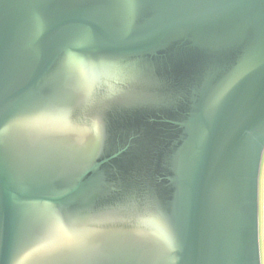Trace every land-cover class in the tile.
Here are the masks:
<instances>
[{"label":"water","instance_id":"obj_1","mask_svg":"<svg viewBox=\"0 0 264 264\" xmlns=\"http://www.w3.org/2000/svg\"><path fill=\"white\" fill-rule=\"evenodd\" d=\"M264 0H0V264H261Z\"/></svg>","mask_w":264,"mask_h":264},{"label":"rangeland","instance_id":"obj_2","mask_svg":"<svg viewBox=\"0 0 264 264\" xmlns=\"http://www.w3.org/2000/svg\"><path fill=\"white\" fill-rule=\"evenodd\" d=\"M259 217H258V241L261 264H264V152L259 173Z\"/></svg>","mask_w":264,"mask_h":264},{"label":"snow or ice","instance_id":"obj_3","mask_svg":"<svg viewBox=\"0 0 264 264\" xmlns=\"http://www.w3.org/2000/svg\"><path fill=\"white\" fill-rule=\"evenodd\" d=\"M126 2H128V3H136V2H138V0H126Z\"/></svg>","mask_w":264,"mask_h":264}]
</instances>
